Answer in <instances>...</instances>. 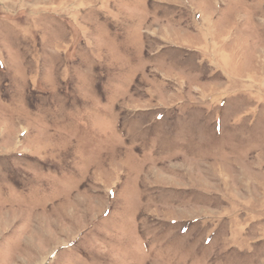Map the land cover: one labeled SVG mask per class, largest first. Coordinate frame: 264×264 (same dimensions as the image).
Wrapping results in <instances>:
<instances>
[{"label": "rangeland", "instance_id": "obj_1", "mask_svg": "<svg viewBox=\"0 0 264 264\" xmlns=\"http://www.w3.org/2000/svg\"><path fill=\"white\" fill-rule=\"evenodd\" d=\"M0 264H264V0H0Z\"/></svg>", "mask_w": 264, "mask_h": 264}]
</instances>
